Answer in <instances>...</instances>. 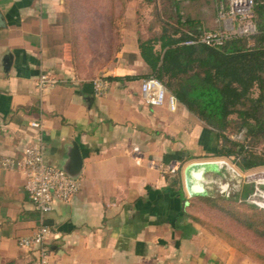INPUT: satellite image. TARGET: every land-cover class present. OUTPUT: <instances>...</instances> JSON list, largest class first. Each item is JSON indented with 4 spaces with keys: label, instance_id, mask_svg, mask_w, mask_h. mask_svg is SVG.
Segmentation results:
<instances>
[{
    "label": "crops",
    "instance_id": "crops-1",
    "mask_svg": "<svg viewBox=\"0 0 264 264\" xmlns=\"http://www.w3.org/2000/svg\"><path fill=\"white\" fill-rule=\"evenodd\" d=\"M68 9L74 7L66 0H0V162L20 157L35 142L33 121L43 127L48 163L69 169L73 144L82 160L78 193L55 204L48 216L56 236L49 239L53 259L57 264H256L195 222L189 207L200 196L188 195L183 173L192 162L209 163L207 193L215 184L227 192L231 181L233 197L246 200L264 195V178L256 176L261 167L235 170L209 158L216 157L217 137L182 104L174 112L144 104L140 84L150 70L131 28L121 27L119 36V55L126 54V62L113 74L87 77L66 42ZM123 9L119 4L111 11L130 18L135 12L131 0ZM102 11L105 6L82 8ZM95 25L98 36L103 28ZM42 74L56 83L39 93ZM98 79L106 83L100 95L93 87ZM170 164L179 165L175 174L164 173ZM224 170H230L227 176ZM37 224L21 173L0 167V264H36L35 251L21 249L17 240L30 236Z\"/></svg>",
    "mask_w": 264,
    "mask_h": 264
},
{
    "label": "trees",
    "instance_id": "trees-1",
    "mask_svg": "<svg viewBox=\"0 0 264 264\" xmlns=\"http://www.w3.org/2000/svg\"><path fill=\"white\" fill-rule=\"evenodd\" d=\"M142 1L155 5V0ZM170 5L177 10L178 0H171ZM176 16V25L164 23L159 35L137 39L148 76L161 80L178 103L215 134L216 157H233L242 171L264 166V155L253 150L264 146V0H255L257 34L217 48L181 45L190 39L189 34L207 31L196 20L180 23ZM243 130L244 140L232 139ZM248 222L264 238V214L255 210Z\"/></svg>",
    "mask_w": 264,
    "mask_h": 264
},
{
    "label": "rangeland",
    "instance_id": "rangeland-1",
    "mask_svg": "<svg viewBox=\"0 0 264 264\" xmlns=\"http://www.w3.org/2000/svg\"><path fill=\"white\" fill-rule=\"evenodd\" d=\"M170 1L155 0L153 6L142 0H131L135 12L130 18L124 15V11L121 14H114L111 11L113 6L119 4L125 9L129 0H66L68 6L74 7V10L68 9L70 13L66 14L65 20L69 28L66 29V42L72 51L73 62L87 77L97 72L100 75L113 74L116 67L126 62V54H122V57L119 55L122 50L119 36L124 34V28H131L137 38H151L160 34L164 23L176 25V13L180 17V23L189 18L200 22L206 31L222 29L223 22L219 11L220 3L225 4V0H178L177 10L170 5ZM83 6H105V11L86 13L82 12ZM118 20L121 22L116 26ZM98 23L103 31L97 36L94 28ZM243 132L244 130L232 139L244 140ZM253 150L257 154L264 155L262 144L256 145ZM209 158H213L214 161H217L216 159L227 161L233 169H238L233 157ZM229 171L224 170L222 173L227 176ZM260 171L256 176L260 175V178H264V166ZM229 184L228 191L224 193L218 184L211 186L206 196L194 200L189 211L195 222L203 229L218 236L252 263L260 264L259 260L264 261V238L250 227L252 224L248 221L252 218L253 211L264 214V209L253 205L249 199L234 200L232 198L236 194L232 190L234 183L229 181ZM222 188L226 187L222 186ZM261 200L263 199L256 197L254 201ZM245 250L249 252L248 255L243 253Z\"/></svg>",
    "mask_w": 264,
    "mask_h": 264
},
{
    "label": "built area",
    "instance_id": "built-area-1",
    "mask_svg": "<svg viewBox=\"0 0 264 264\" xmlns=\"http://www.w3.org/2000/svg\"><path fill=\"white\" fill-rule=\"evenodd\" d=\"M255 0H225L220 3V19L222 29L207 31L201 35L189 34L190 39L181 43L184 46L202 44L217 48L227 41L239 38H249L258 32L254 19ZM55 80L42 74L36 81V89L44 93L48 87L55 84ZM97 95L106 88L105 81L98 79L93 82ZM140 96L148 107L166 106L174 112L178 105L177 98L167 91L163 82L154 76L141 80ZM30 127L36 130L35 142L26 146L18 158L7 157L1 160L0 167L6 171H17L24 179V190L33 210L37 213L38 224L30 236L19 238L17 245L24 250H34L36 264H57L52 257L49 239L52 235L48 216L55 209L57 203H68L79 191V178H72L66 172L47 162L45 145L42 140L43 127L40 122L33 121ZM178 164H170L163 171L165 174H175ZM264 199V195L255 193L249 200L256 203L255 198Z\"/></svg>",
    "mask_w": 264,
    "mask_h": 264
},
{
    "label": "water",
    "instance_id": "water-1",
    "mask_svg": "<svg viewBox=\"0 0 264 264\" xmlns=\"http://www.w3.org/2000/svg\"><path fill=\"white\" fill-rule=\"evenodd\" d=\"M3 60L8 61L7 56ZM71 165L69 169H62L72 178H79L82 160L78 148L75 144L72 145V151L70 152ZM211 164L203 162H192L188 164L184 169V182L185 188L190 197L193 196H206L207 189L205 188V175L210 169ZM253 205L256 203L252 202Z\"/></svg>",
    "mask_w": 264,
    "mask_h": 264
},
{
    "label": "bare ground",
    "instance_id": "bare-ground-1",
    "mask_svg": "<svg viewBox=\"0 0 264 264\" xmlns=\"http://www.w3.org/2000/svg\"><path fill=\"white\" fill-rule=\"evenodd\" d=\"M256 204L258 207H260L261 209H264V199L261 201H256Z\"/></svg>",
    "mask_w": 264,
    "mask_h": 264
}]
</instances>
